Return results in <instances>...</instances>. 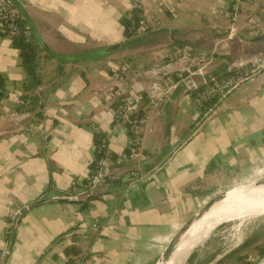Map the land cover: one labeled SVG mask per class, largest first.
<instances>
[{
  "label": "crops",
  "instance_id": "0c3cea01",
  "mask_svg": "<svg viewBox=\"0 0 264 264\" xmlns=\"http://www.w3.org/2000/svg\"><path fill=\"white\" fill-rule=\"evenodd\" d=\"M12 1L27 14L50 52H41L37 69L42 83L32 89L26 84L19 50L0 36V250L11 240L5 234L9 211L61 196L88 172L95 155L96 127L110 136L114 155L127 148L129 134L114 117L118 103L105 101L113 87L108 77L112 64L127 63L130 75L125 86L145 91L157 80L147 70L159 68L163 83L173 76L168 49L190 46L192 54L211 57L209 73L222 74L233 60L256 54L264 45L260 39L264 32L249 37L240 20V30L224 47L231 0H141L146 33L133 46L110 52L105 50L126 41L122 20L131 17L132 0ZM194 81L199 83L200 78ZM255 84L252 96L236 101L246 104L252 99L264 105V71ZM18 94L38 99L32 107H18L14 102ZM187 94L184 82L166 102L146 106L142 155L122 170L138 169L142 178H151L131 191L107 193L92 201L94 215L101 221L96 230L82 223L87 208L82 209L81 203L36 205L22 214L2 264H65L64 249L73 242L85 254L81 264L155 263L154 254L177 227L218 192L213 190L212 175L227 170L236 146L256 144L264 137L262 111L259 116L249 114L248 121L238 118L225 139L220 136L199 144L192 129L200 119ZM228 99L221 111L241 105ZM30 123L40 130L28 137L21 132ZM119 183L123 184L118 187H129L135 182Z\"/></svg>",
  "mask_w": 264,
  "mask_h": 264
},
{
  "label": "built area",
  "instance_id": "2783aa9c",
  "mask_svg": "<svg viewBox=\"0 0 264 264\" xmlns=\"http://www.w3.org/2000/svg\"><path fill=\"white\" fill-rule=\"evenodd\" d=\"M165 0H160L164 2ZM141 0H132L129 6L130 13L139 8ZM227 16L231 21L227 38L234 36L240 30L239 22L243 20L247 36L255 37L264 32V0H231L227 8ZM130 30L141 36L147 31V22L142 14H139L130 22ZM19 22V10L12 0H0V36L14 45V39L22 34ZM168 61L174 63L173 76L164 83L159 76V68L147 70L157 80L151 82L143 91L142 88H129L125 81L129 78L130 70L127 63L112 64L109 80L113 87L106 92L105 101L110 105L114 100L120 101L119 106L113 110L116 121L122 130L129 134L127 148L114 155L110 147V136L99 128H95V135H100L95 144V155L88 172L80 179L74 180L63 196H72L76 202L83 203L88 196L98 191L109 188L113 182L130 179L136 182L142 178L138 169L122 170L130 162L141 157L140 142L143 138L148 115H141L142 102L145 95L150 97V103L157 107L170 99L173 91L185 82L187 95L197 110L199 119L210 118L217 107L226 100L229 95L245 82L256 78L264 71V52L241 58L230 63L222 74L209 73L206 69L211 57L206 54H192L190 46L174 47L167 50ZM164 74H167L165 71ZM199 77L200 82L194 81ZM0 91L3 87L0 85ZM14 102L19 107L27 108L31 100L20 94L14 96ZM36 123H30L22 130L25 136H31L40 130ZM20 210L9 211L5 234L7 239L12 233V226L16 214ZM99 216L94 215V208L89 206L83 214L82 223L96 230L100 225ZM8 245L0 250V264L8 254ZM85 254L80 253L73 264H81Z\"/></svg>",
  "mask_w": 264,
  "mask_h": 264
},
{
  "label": "rangeland",
  "instance_id": "374dc122",
  "mask_svg": "<svg viewBox=\"0 0 264 264\" xmlns=\"http://www.w3.org/2000/svg\"><path fill=\"white\" fill-rule=\"evenodd\" d=\"M262 49H264V45L261 46ZM260 52L264 51H259L256 54ZM239 59L241 58L235 60ZM255 81L256 78L245 82L229 95L228 101L230 103L233 102L234 105H237L236 102L241 103L236 109L221 111L222 102L210 118H201L195 124L192 132H195L194 136L199 144H204L209 140L215 141L220 136L225 139L226 132L229 131L231 134V131H234L230 128L235 125L234 122L240 117L247 120L249 114L259 116L262 111L264 113V105L256 100L251 99V101L245 102L246 104L239 102L257 91ZM262 96L264 97V94ZM236 147L237 149L230 154V164L227 170L224 168V170L214 172L212 175L214 192L223 189L225 185L232 186L235 183L240 184L248 180L264 179V137L258 140L256 144L243 143ZM209 184L208 181L207 185L209 186ZM260 217L255 222L244 224L238 229L232 228V222L221 224L206 241L193 250L185 264H264V253H261L264 252V215ZM252 236L254 240L250 242L249 246L238 250ZM238 237L240 241L237 239ZM166 245L154 254L156 260ZM240 256H244V258H240Z\"/></svg>",
  "mask_w": 264,
  "mask_h": 264
},
{
  "label": "bare ground",
  "instance_id": "6f19581e",
  "mask_svg": "<svg viewBox=\"0 0 264 264\" xmlns=\"http://www.w3.org/2000/svg\"><path fill=\"white\" fill-rule=\"evenodd\" d=\"M262 215H264V179L238 184L229 189L227 197L209 208L192 225L171 260L160 264H185L193 250L206 241L221 224L232 222V228L238 229L244 224L255 222ZM237 239L240 241L239 237Z\"/></svg>",
  "mask_w": 264,
  "mask_h": 264
},
{
  "label": "trees",
  "instance_id": "16d2710c",
  "mask_svg": "<svg viewBox=\"0 0 264 264\" xmlns=\"http://www.w3.org/2000/svg\"><path fill=\"white\" fill-rule=\"evenodd\" d=\"M141 9L137 8L134 10V12L131 14V17H125L123 18V28H124V35L126 37V41L120 46L123 48H128L130 46H133V44L136 42L137 38L140 37L136 34H134L130 30V22L132 21V18L135 19L139 14H141ZM19 22L22 27V34L14 39V46L19 50L20 52V58H21V66L23 67L25 71V81L28 86H30L32 89H37L41 83H42V75L41 72L38 71V65H39V58L41 55V52L43 50L49 51L50 49L47 46V44L44 42V40L41 38L35 27L33 26L32 22L30 21L27 14L24 12V10L20 9L19 12ZM264 36H261V38ZM264 39V38H263ZM262 39V40H263ZM261 51H264L262 49ZM219 74V73H215ZM0 85L2 86V81L0 80ZM3 87V86H2ZM3 91H0V98L2 97ZM28 97V96H27ZM31 99V105L28 106L32 107L35 105L38 97L37 96H29ZM150 102V97L148 95L144 96L143 102H142V110L141 115H145V108ZM118 106L120 101H117ZM100 138V135H95V143L98 142ZM123 183L119 182H113L109 188L118 187ZM105 196V193L103 192H96L92 193L88 196L87 200L84 201L81 205L82 209H86L89 206L92 205V201L103 199ZM75 236H73L74 238ZM253 236L249 239H247L239 248L238 250H242L243 248H246L249 246L250 242L253 241ZM258 248V247H256ZM261 248V247H259ZM65 255L67 256V261L65 264H73L75 261V258L80 255L81 248L74 242L69 244L64 249ZM240 253V252H238ZM264 253V252H261ZM240 258H244L240 256ZM154 264V263H152Z\"/></svg>",
  "mask_w": 264,
  "mask_h": 264
},
{
  "label": "water",
  "instance_id": "95a60500",
  "mask_svg": "<svg viewBox=\"0 0 264 264\" xmlns=\"http://www.w3.org/2000/svg\"><path fill=\"white\" fill-rule=\"evenodd\" d=\"M263 38L264 37H262L260 39L262 40ZM119 47H120L119 45L110 46L109 48H107L105 50V52H110V51L116 50ZM150 178H151V175H147V176L143 177L142 179L136 181L135 183L130 184L129 187L121 186V187L113 188V189L108 188V189L100 191V192L107 194V193H112L115 191H131L133 188L138 187L139 184L147 182ZM235 184H238V183H235ZM235 184L214 193L207 200H205L204 203L196 211H194L193 214L186 221H184L181 225H179L178 229L175 231L173 236L170 238V240L168 241L167 245L165 246L163 252L160 254L159 258L155 261L154 264H160L163 262L170 261L172 256H173V253L182 244V241H184V237L186 236V234L188 233V231L192 227V225L197 220H199L200 217L209 208L220 203L225 197H227L229 189L231 187H233ZM53 201H76V200L72 196L61 195V196H52V197L40 199L36 202H32V203L28 204V206L26 208H24L22 211H19L15 216L13 226H12L11 240H10V244L8 247L9 252L12 249L13 241L15 239V233H16L17 225H18V222H19L22 214H24L27 209L32 208L36 205H41V204H44L47 202H53Z\"/></svg>",
  "mask_w": 264,
  "mask_h": 264
},
{
  "label": "flooded vegetation",
  "instance_id": "af4514ba",
  "mask_svg": "<svg viewBox=\"0 0 264 264\" xmlns=\"http://www.w3.org/2000/svg\"><path fill=\"white\" fill-rule=\"evenodd\" d=\"M262 43L264 44V39L262 40Z\"/></svg>",
  "mask_w": 264,
  "mask_h": 264
}]
</instances>
